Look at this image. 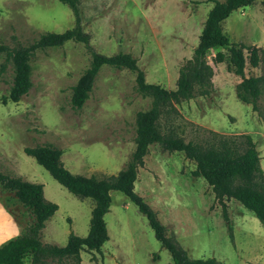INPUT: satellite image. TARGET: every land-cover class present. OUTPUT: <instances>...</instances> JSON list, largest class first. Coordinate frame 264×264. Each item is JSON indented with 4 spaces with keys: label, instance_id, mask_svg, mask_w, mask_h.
I'll list each match as a JSON object with an SVG mask.
<instances>
[{
    "label": "trees",
    "instance_id": "trees-1",
    "mask_svg": "<svg viewBox=\"0 0 264 264\" xmlns=\"http://www.w3.org/2000/svg\"><path fill=\"white\" fill-rule=\"evenodd\" d=\"M58 1L71 9L75 19L72 29L63 33L42 32L27 37L19 35L11 27L7 35H0V57L4 59L0 64V84L5 82L9 67L13 69L10 95L9 98H3L2 102H19L29 94L33 88L32 64L39 52H46L55 46L62 47L68 41H73L83 44L89 56V65L82 71L80 80L62 90V93L70 92V110L74 116L80 115L83 106L93 95L95 79L104 67L128 70L135 74L133 94L127 93V102L131 104L136 96H142L150 100V106L142 108L135 122L128 124V127H134L131 141L135 149L124 169L117 175L94 174L85 177L72 174L61 160L63 151L48 142L43 131L38 128L29 130L35 146L26 148L25 153L34 157L55 180L80 200L91 198L95 201L91 230L86 238L71 232L65 247L43 243L45 222L56 213L58 206L45 199L42 185L24 181L0 163V202L23 229L20 236L0 247V264H81L83 251L92 255V262L104 264L102 247L110 240L105 217L110 211L113 191L122 192L146 217L155 238L170 253L174 264H222L215 258H190L175 234L160 221L158 213L136 193L135 182L139 169L145 166V158L152 145H159L163 152L169 154L182 152L187 160L195 163L192 175L203 178L211 187L222 207L223 219L232 242L235 237L228 202L237 201L264 224V170L254 139L247 134L226 135L205 131L206 135L200 141H186L177 123L181 118L180 105L196 97H209L213 92L214 70L207 58L214 49L228 51L230 69L241 78L236 86L238 100L251 105L253 111L260 114L259 102L264 92V79L247 77L245 71L247 65L253 68L260 65V49L232 42L223 28V23L233 12L253 6L256 0H207L212 1L214 6L208 13L192 58L179 70L173 90L147 82L145 71L139 67L138 59L132 54L119 52L106 56L97 52L92 45V35L85 31L82 23V0ZM261 3L264 8V0ZM9 35L11 40L17 42L16 48L3 41ZM226 57L223 51H219L213 62L222 64ZM66 109L64 103L61 104V113L70 120L65 115ZM31 115V112L27 113L26 119H30ZM122 139L126 140L125 137ZM115 140L117 138H104L107 142Z\"/></svg>",
    "mask_w": 264,
    "mask_h": 264
},
{
    "label": "rangeland",
    "instance_id": "rangeland-1",
    "mask_svg": "<svg viewBox=\"0 0 264 264\" xmlns=\"http://www.w3.org/2000/svg\"><path fill=\"white\" fill-rule=\"evenodd\" d=\"M56 1L55 8L54 5L51 8L58 10L65 7L71 11L68 6L61 2L60 6ZM261 2L256 0L253 6L233 12L223 23V28L232 42L260 49V65L257 68L247 65L245 71L247 77L264 79V8ZM39 4L42 3L36 5ZM213 6L214 3L207 0H82L81 10L85 27L101 50H104L102 45L106 42L114 45L116 50L111 51L113 55L119 52L132 54L145 71L147 82L173 90L181 66L192 58L198 46L199 36ZM3 41L12 48L18 46L10 35ZM108 51H103V54L111 55ZM219 51H223L227 57L222 64H215L213 58ZM207 59L214 70L212 94L209 97H196L178 108L181 118L177 123L186 141H200L206 135L205 131L250 135L257 144L264 169V92L259 102V114L236 96V86L241 78L230 69L228 51L214 49ZM129 75L131 77L132 74ZM133 85L129 88V94H133ZM65 106V115L70 120H76L73 112ZM149 106L150 100H147L142 108ZM94 108L95 103L89 104L84 115L92 113ZM133 135L134 127H128L125 138L131 139ZM107 137L115 139L114 135ZM157 153L163 151L155 144L150 150L152 167L162 165L154 163ZM177 153L173 156L168 153V156L173 160H183L177 178L183 189L192 190V194L184 193L189 200H175L173 206H164V193L153 189L143 197L145 202L158 213L167 229L175 234L190 258H215L222 264H264V224L237 201L228 202V213L234 227L235 239L232 242L222 207L211 187L204 179L192 175L195 163L187 160L184 153ZM152 174L169 194L182 195L178 180H172V173L161 174V177L154 172ZM124 198L121 193H115L114 210L106 218L111 242L102 247L104 264H174L170 253L155 238L147 219ZM124 203L128 204L127 208H124ZM81 255L84 264H96L91 261V254L83 251ZM96 255L101 258L99 254Z\"/></svg>",
    "mask_w": 264,
    "mask_h": 264
},
{
    "label": "crops",
    "instance_id": "crops-1",
    "mask_svg": "<svg viewBox=\"0 0 264 264\" xmlns=\"http://www.w3.org/2000/svg\"><path fill=\"white\" fill-rule=\"evenodd\" d=\"M51 1L54 3L51 4ZM39 2L42 4L36 5ZM55 4L56 0H0V35H7L11 27H15L19 34L28 36L46 31L63 33L72 29L75 26L72 12L65 7L58 10L51 8L52 5L55 8ZM82 23L85 31L89 32L83 19ZM92 45L101 54L112 47L108 51L111 55L106 56H112L111 51L116 50L113 44L111 46L106 42L102 45L104 50H101L93 36ZM37 56L32 64L33 88L21 101L8 100L6 104L2 102L3 98H9L10 95L12 66L7 71L5 82L0 84V163L24 181L43 186L45 199L56 204L58 210L45 222L42 241L65 247L71 232L81 238L89 236L96 203L91 198L80 200L55 180L34 157L25 153L26 148L35 146L29 130L38 128L43 131L45 139L63 151L61 160L72 174L85 177L94 174L117 175L124 169L135 149L131 139L122 138L126 136L128 124L135 122L137 113L147 99L136 96L128 104L126 95L131 84L135 85V74L128 70L104 67L95 79L93 95L83 106L80 115L74 116L76 120L70 121L60 111L63 103L70 109V92L62 93V90L75 85L80 80L82 71L89 65L84 45L68 41L62 47H51L46 52H39ZM3 60L0 57V64ZM91 103H95L94 111L84 115ZM29 112L33 115L26 119ZM108 135H114L117 140L104 141ZM150 158L149 153L145 158L144 168L139 169L135 191H140L139 195L142 197L153 189L162 191L165 195L164 206H173L175 200H189L186 192L192 194V190L183 189L177 178L183 160H173L165 152L157 153L154 163L162 165L152 167ZM152 172L160 177L161 174L172 173V180H178L182 195L177 193L176 196L173 192L169 194L166 187L155 181ZM115 193L125 196L119 191L111 193V207L105 220L114 210ZM125 198L123 200L131 202L126 196ZM127 207L128 204L124 203V208ZM22 231L21 225L0 202V247L20 236ZM109 242L111 237L107 243ZM81 264H84L83 258Z\"/></svg>",
    "mask_w": 264,
    "mask_h": 264
}]
</instances>
